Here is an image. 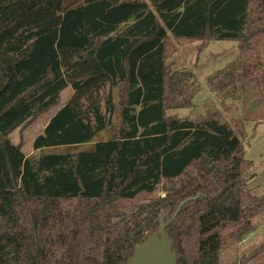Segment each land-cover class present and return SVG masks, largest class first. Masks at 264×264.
<instances>
[{
	"label": "trees",
	"instance_id": "trees-1",
	"mask_svg": "<svg viewBox=\"0 0 264 264\" xmlns=\"http://www.w3.org/2000/svg\"><path fill=\"white\" fill-rule=\"evenodd\" d=\"M261 33L264 0H0V264H128L163 214L175 264H222L264 204L244 190L242 141L247 122L264 123ZM170 36L239 42L232 79L261 91L235 129L166 113L190 105L184 71L165 63ZM66 87L16 175L9 134Z\"/></svg>",
	"mask_w": 264,
	"mask_h": 264
},
{
	"label": "rangeland",
	"instance_id": "rangeland-1",
	"mask_svg": "<svg viewBox=\"0 0 264 264\" xmlns=\"http://www.w3.org/2000/svg\"><path fill=\"white\" fill-rule=\"evenodd\" d=\"M253 52L264 54V34L251 36ZM240 54V44L231 40H193L169 37L165 63L170 71H184L187 78L183 88L182 99H188L187 107L168 109V115L181 118L202 120L219 118L227 121L233 129L234 120L242 118L245 111H251L258 103L261 85L255 84L248 89L241 88L232 74L236 76L241 69L245 56ZM264 85V84H263ZM183 86V85H182ZM264 91V89H263ZM72 90L66 87L60 94L59 103L47 112L26 121L13 130L6 143L13 172L20 174L22 160L34 154L33 138L42 132L48 118L70 98ZM245 158L251 161L244 190L250 195H264V123L254 127L252 122L245 125ZM238 134V133H237ZM170 184L163 181L158 190L147 200L165 195L164 189ZM142 198V197H141ZM140 203L133 202L123 207V212L137 211ZM144 205V204H142ZM165 229V221L162 217ZM166 230V229H165ZM222 264H264V204L251 218V228L240 239H228L220 250Z\"/></svg>",
	"mask_w": 264,
	"mask_h": 264
},
{
	"label": "water",
	"instance_id": "water-1",
	"mask_svg": "<svg viewBox=\"0 0 264 264\" xmlns=\"http://www.w3.org/2000/svg\"><path fill=\"white\" fill-rule=\"evenodd\" d=\"M155 232L133 248L128 264H175L173 240L163 228L162 217Z\"/></svg>",
	"mask_w": 264,
	"mask_h": 264
},
{
	"label": "crops",
	"instance_id": "crops-1",
	"mask_svg": "<svg viewBox=\"0 0 264 264\" xmlns=\"http://www.w3.org/2000/svg\"><path fill=\"white\" fill-rule=\"evenodd\" d=\"M64 104H65V103H64ZM52 115H53V114H52ZM52 115H51V116H52ZM51 116H50V117H51ZM50 117H49V118H50ZM49 118H48V119H49ZM47 121H48V120H47ZM47 121H46V123H47ZM44 126H45V125H44ZM43 128H44V127H43ZM37 135H38V134H37ZM37 135H36V136H37ZM34 138H35V137H34ZM34 138H33V140H34ZM32 142H33V141H32ZM35 152H36V151L34 150V154H35Z\"/></svg>",
	"mask_w": 264,
	"mask_h": 264
}]
</instances>
